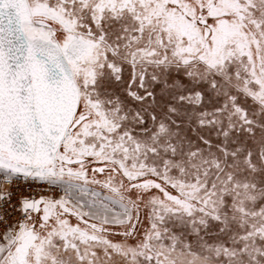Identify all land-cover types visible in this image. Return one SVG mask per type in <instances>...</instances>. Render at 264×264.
Wrapping results in <instances>:
<instances>
[{
    "label": "snow or ice",
    "instance_id": "1",
    "mask_svg": "<svg viewBox=\"0 0 264 264\" xmlns=\"http://www.w3.org/2000/svg\"><path fill=\"white\" fill-rule=\"evenodd\" d=\"M0 264H264V0H0Z\"/></svg>",
    "mask_w": 264,
    "mask_h": 264
},
{
    "label": "built area",
    "instance_id": "2",
    "mask_svg": "<svg viewBox=\"0 0 264 264\" xmlns=\"http://www.w3.org/2000/svg\"><path fill=\"white\" fill-rule=\"evenodd\" d=\"M25 187H26L25 185H21V190H22V192H23L24 195L34 194V195L39 196V195H41L40 193H42L39 186L34 185L33 186L34 191H32V190H30V191H24ZM38 188L40 189V191L38 190ZM37 192H39V193L36 194Z\"/></svg>",
    "mask_w": 264,
    "mask_h": 264
},
{
    "label": "flooded vegetation",
    "instance_id": "3",
    "mask_svg": "<svg viewBox=\"0 0 264 264\" xmlns=\"http://www.w3.org/2000/svg\"><path fill=\"white\" fill-rule=\"evenodd\" d=\"M116 240H119V237H115Z\"/></svg>",
    "mask_w": 264,
    "mask_h": 264
},
{
    "label": "rangeland",
    "instance_id": "4",
    "mask_svg": "<svg viewBox=\"0 0 264 264\" xmlns=\"http://www.w3.org/2000/svg\"><path fill=\"white\" fill-rule=\"evenodd\" d=\"M38 190L40 191V189L38 188ZM39 192H37L36 194H38ZM40 194H42V193H40ZM120 239V238H119Z\"/></svg>",
    "mask_w": 264,
    "mask_h": 264
}]
</instances>
